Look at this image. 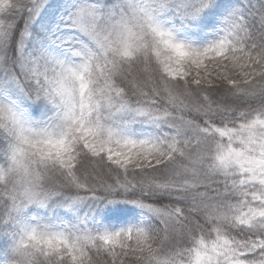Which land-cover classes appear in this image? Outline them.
Segmentation results:
<instances>
[{"label": "snow or ice", "instance_id": "1", "mask_svg": "<svg viewBox=\"0 0 264 264\" xmlns=\"http://www.w3.org/2000/svg\"><path fill=\"white\" fill-rule=\"evenodd\" d=\"M0 264H264V0H0Z\"/></svg>", "mask_w": 264, "mask_h": 264}]
</instances>
